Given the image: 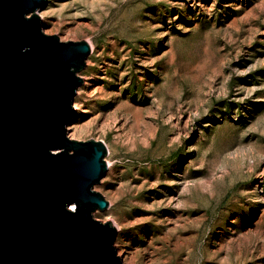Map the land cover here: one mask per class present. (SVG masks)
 <instances>
[{
    "label": "rangeland",
    "instance_id": "rangeland-1",
    "mask_svg": "<svg viewBox=\"0 0 264 264\" xmlns=\"http://www.w3.org/2000/svg\"><path fill=\"white\" fill-rule=\"evenodd\" d=\"M87 40L67 126L103 140L127 264H264V0H48Z\"/></svg>",
    "mask_w": 264,
    "mask_h": 264
},
{
    "label": "water",
    "instance_id": "water-1",
    "mask_svg": "<svg viewBox=\"0 0 264 264\" xmlns=\"http://www.w3.org/2000/svg\"><path fill=\"white\" fill-rule=\"evenodd\" d=\"M47 3L0 0V264H127L94 217L107 145L67 132L91 45L46 33Z\"/></svg>",
    "mask_w": 264,
    "mask_h": 264
},
{
    "label": "bare ground",
    "instance_id": "bare-ground-1",
    "mask_svg": "<svg viewBox=\"0 0 264 264\" xmlns=\"http://www.w3.org/2000/svg\"><path fill=\"white\" fill-rule=\"evenodd\" d=\"M88 57V56H87ZM86 64H87V59H86ZM67 132H68V130H67ZM69 135V134H68ZM69 137L70 138H73V137H71L70 135H69ZM74 206V205H73ZM97 210H101V209H97ZM104 210V209H103ZM117 232H118V229H117ZM117 236V235H116ZM116 239V238H115Z\"/></svg>",
    "mask_w": 264,
    "mask_h": 264
}]
</instances>
